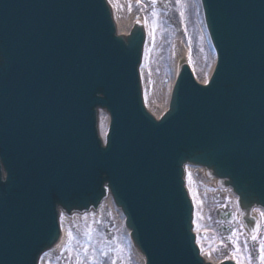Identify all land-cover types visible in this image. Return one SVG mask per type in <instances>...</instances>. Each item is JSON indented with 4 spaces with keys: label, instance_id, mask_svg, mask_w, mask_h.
I'll return each instance as SVG.
<instances>
[{
    "label": "water",
    "instance_id": "obj_1",
    "mask_svg": "<svg viewBox=\"0 0 264 264\" xmlns=\"http://www.w3.org/2000/svg\"><path fill=\"white\" fill-rule=\"evenodd\" d=\"M201 1L215 68L202 86L182 64L155 120L140 99V23L115 35L104 0H0V264H35L58 236L57 206L96 207L107 190L144 264H211L193 244L183 163L230 186L251 225L264 207V72L241 70L264 50V0Z\"/></svg>",
    "mask_w": 264,
    "mask_h": 264
},
{
    "label": "rangeland",
    "instance_id": "obj_2",
    "mask_svg": "<svg viewBox=\"0 0 264 264\" xmlns=\"http://www.w3.org/2000/svg\"><path fill=\"white\" fill-rule=\"evenodd\" d=\"M107 2L109 3V0H107ZM148 4L151 9L150 13H152L153 5L151 4V0H149ZM144 7L142 3L138 4L137 1H131V10L128 9V12L131 13L132 16L141 14ZM158 7L162 9L159 11V16L166 17V21L162 25L167 30L165 31V36L169 43H161L158 50V63L163 68L161 75H159L158 72L150 71L149 67L152 65V62H150L149 54L145 53L143 46L139 64L142 96L148 93L154 83L155 77L159 79V91L162 94V88L167 87L170 83L172 76L170 68L172 63L179 64L182 61L187 62L196 79L203 81L208 76L213 61V52L205 38V29L199 0H181L179 5L176 3V0H157L155 10ZM181 10L184 12L183 21H181L180 17ZM150 13L143 15L147 19L150 33L153 34V20L149 17ZM156 26L158 27V22L155 21V27ZM160 35L163 36V34ZM141 66L142 68L140 70ZM200 177L198 173L193 176L196 181H198ZM227 210L231 211L230 195L219 194V197L216 195L213 197H205L202 215L195 214L194 210L192 213V224L200 240V245L204 246L205 253L209 254L211 252L210 256L213 259L231 257L229 246H227V249L218 247L221 240L225 243L224 235L218 230V219L221 213ZM105 211L106 215L104 219L95 230L96 235L94 241H88L89 251L91 252L92 247L97 249V260L99 264H110L113 257L116 258V264H139L121 229L119 217L115 218L114 213L110 210ZM193 221H195V223H193ZM259 221L257 232L258 242L260 238H264V220L260 217ZM92 224H95V222L88 221V226L86 228L90 227ZM72 232L75 237L83 241L74 231ZM250 236L251 234H243L242 237L239 238L242 250L243 242L246 237L249 238V245L253 244ZM117 244L123 248V252L115 250ZM101 246L108 251L107 256L100 255L99 250ZM213 249H215V251H213ZM74 258L73 254V259ZM39 264H69L68 253L66 251L61 253L54 252L52 255L44 257Z\"/></svg>",
    "mask_w": 264,
    "mask_h": 264
},
{
    "label": "bare ground",
    "instance_id": "obj_3",
    "mask_svg": "<svg viewBox=\"0 0 264 264\" xmlns=\"http://www.w3.org/2000/svg\"><path fill=\"white\" fill-rule=\"evenodd\" d=\"M131 1H137V0H112V2H109L111 13H112V19L115 24L116 33L121 36H125L129 32V28L134 22L139 21L138 23L143 25L144 28V42L143 46L145 49V53L149 54L150 62H152V65H150L149 69L153 72H158L159 75L162 74L163 68L158 63V50L163 42L169 43V41L166 40L165 36V27L162 25L166 21L165 16H159V11L162 10L161 7H158L155 11L157 13L156 17L152 16V13H150V5L149 0H141L140 3L145 6L142 9L141 14L133 15L128 12L129 5H131ZM150 13L149 17L152 18V20L155 19L156 22H158V27H155V31L150 33L148 28V22L146 17L143 14ZM153 22V21H152ZM170 33V32H167ZM160 34H163L161 36ZM205 38L206 41L209 44L210 42L209 38L205 31ZM212 48V47H210ZM213 52V51H212ZM213 63L215 59L214 52L212 53ZM156 60V61H155ZM142 66L140 67L141 70ZM171 72L172 76L170 79V83L167 87L162 88V94L159 91V79L154 78V83L152 87L149 89L148 93L143 94V100L146 108L151 112V114L158 118L167 108L168 100H169V91L172 84V81L179 69V64L172 63L171 64ZM211 72V68H210ZM207 79V78H206ZM205 80L202 82L204 83ZM158 101V103H157ZM107 114L100 110L97 115V124H98V130L100 136H104L106 126H107ZM185 173H184V180H185V186L188 191V194L191 198V201L195 207L194 211L197 215H202L203 209H204V200L205 197H213L214 195L219 197L220 195H226L229 194L231 198V207L233 212H238L237 205H236V195L230 188H220L218 185V181L215 177L207 176L205 169H203L201 166H195L186 164L184 166ZM198 173L201 177L198 181L193 178V176ZM190 174V176H189ZM192 178V179H190ZM189 189L192 190L190 193ZM193 195H195V199L197 202L194 203ZM105 210H110L112 213H114L115 218L120 219L121 221V229L125 236H127V228L123 226V216L121 214V211L119 208H116L111 196L107 194L104 197L103 203L98 204V206L94 208H89L87 210L67 213L63 210L59 209V216H58V223L60 226V233L58 236V239L56 240V243L52 248L46 249L42 252L39 258V262L46 257L47 255H52V253H61V249L65 247L67 240H68V232L69 230L74 231L78 237H80L82 240L85 239L84 233L87 231V229L92 230V241H94L95 235H96V228L98 227L99 223L104 219L106 215ZM264 212V208L260 206H253L251 209L250 214L256 219V223L258 222L259 225V218L261 217L262 220H264V216H261L260 213ZM61 214H63V218H61ZM88 221H93L95 224H92L90 227L86 228L88 226ZM69 226V227H67ZM237 226L240 232H243L244 226L241 224L240 220L237 221ZM193 230L195 231L194 227ZM198 237L196 236L195 241L196 244L199 247V251L201 256L204 258V260L208 262H213L214 264L219 262L221 259H213L209 254L203 252L201 253V246L197 243ZM133 253L135 254V257L137 258V261L139 264H143V258L142 256L134 250L132 247ZM231 259V257H227ZM38 262V263H39Z\"/></svg>",
    "mask_w": 264,
    "mask_h": 264
},
{
    "label": "snow or ice",
    "instance_id": "obj_4",
    "mask_svg": "<svg viewBox=\"0 0 264 264\" xmlns=\"http://www.w3.org/2000/svg\"><path fill=\"white\" fill-rule=\"evenodd\" d=\"M111 3L112 0H109ZM141 0H137V3L139 4ZM157 3V0H151V4L153 5V11L152 16L156 17L157 13L155 11V5ZM176 3L179 5L181 3V0H176ZM129 10H131V5H129ZM180 17L181 21H183L184 18V12L183 10L180 11ZM139 22V21H137ZM155 31V19L153 20V32ZM205 84H208V79H205ZM102 152H107L109 150V143L106 141V146L102 149H99ZM190 176V174H189ZM190 193L192 192L191 189H189ZM194 203L197 202L195 199V195H193ZM261 216H264V212L260 213ZM61 218H63V214H61ZM232 221L233 223L236 221V214L233 213L232 215ZM195 223V221H193ZM259 225H257V228L252 230L250 239L253 242H256L258 240L257 232H258ZM85 239L81 241L77 237L74 236L73 232L69 230L68 232V240L64 248L61 249L62 252L66 251L68 253V260L69 264H99V261L97 260V249L95 247H92L91 252L89 251V243L88 241L92 240V230L88 229L84 233ZM248 237L245 238L243 242V250L240 246L239 237L237 235V230L235 228L231 229V232L229 236L227 237L228 244L231 245V259L234 260L235 264H264V238L259 239L258 248H256L257 255H252V248L250 247L248 243ZM197 243L200 244L199 238L197 239ZM218 247H224L227 249V245L224 243L223 240L220 241V244ZM115 250H119L120 252H123V248L117 244L115 246ZM215 251V249H213ZM101 256H107L108 251L104 249L103 246H101L100 250ZM204 252V246L201 245V253ZM74 254V259H73ZM211 255V252L209 253ZM110 264H116V258L113 257Z\"/></svg>",
    "mask_w": 264,
    "mask_h": 264
},
{
    "label": "flooded vegetation",
    "instance_id": "obj_5",
    "mask_svg": "<svg viewBox=\"0 0 264 264\" xmlns=\"http://www.w3.org/2000/svg\"><path fill=\"white\" fill-rule=\"evenodd\" d=\"M223 227L222 229V232L224 233V236H225V240H226V245L229 246V249H231V245L228 244V241H227V237L229 236L230 232H231V229L234 228V225L232 223L230 224H223V225H220L219 228ZM258 240L256 242L253 243V245L251 246L252 248V255L255 256L257 255V252H256V248H258Z\"/></svg>",
    "mask_w": 264,
    "mask_h": 264
}]
</instances>
